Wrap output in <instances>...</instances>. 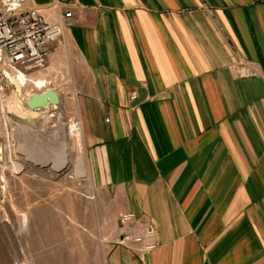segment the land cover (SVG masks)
<instances>
[{
    "label": "crops",
    "instance_id": "crops-1",
    "mask_svg": "<svg viewBox=\"0 0 264 264\" xmlns=\"http://www.w3.org/2000/svg\"><path fill=\"white\" fill-rule=\"evenodd\" d=\"M76 2L42 70L70 69L116 226L134 212L162 243L106 264H264V0Z\"/></svg>",
    "mask_w": 264,
    "mask_h": 264
},
{
    "label": "rangeland",
    "instance_id": "rangeland-1",
    "mask_svg": "<svg viewBox=\"0 0 264 264\" xmlns=\"http://www.w3.org/2000/svg\"><path fill=\"white\" fill-rule=\"evenodd\" d=\"M30 78L25 85L5 82L0 102V264H106L109 252L121 246L120 228L90 178L70 69L37 70ZM39 78L61 92L58 108L27 107L31 93L47 88L35 87ZM73 123L79 135L71 136ZM64 141L70 165L58 169L53 163Z\"/></svg>",
    "mask_w": 264,
    "mask_h": 264
},
{
    "label": "built area",
    "instance_id": "built-area-1",
    "mask_svg": "<svg viewBox=\"0 0 264 264\" xmlns=\"http://www.w3.org/2000/svg\"><path fill=\"white\" fill-rule=\"evenodd\" d=\"M76 0H52L40 6L32 0H0V102L6 98L5 82L29 81L30 75L45 66L51 44L74 18ZM55 9L52 17L46 11ZM241 77L260 75L254 61L241 60L234 65ZM137 97L133 92L131 98ZM2 106V105H1ZM137 219L134 212L121 214L118 227L122 231L116 243L139 252H152L162 243L157 228L145 223L141 228L130 229Z\"/></svg>",
    "mask_w": 264,
    "mask_h": 264
},
{
    "label": "bare ground",
    "instance_id": "bare-ground-1",
    "mask_svg": "<svg viewBox=\"0 0 264 264\" xmlns=\"http://www.w3.org/2000/svg\"><path fill=\"white\" fill-rule=\"evenodd\" d=\"M31 80V79H30ZM23 85H25L27 82L23 80L22 78ZM34 85L38 88H48V85L45 80H33ZM46 88V89H47ZM71 136L79 135V127L78 123H73L71 126ZM57 152V151H55ZM79 168L81 171L82 176L86 174L85 170V162L83 157H79ZM70 165V154H69V148L68 144L66 141L62 142L60 150L54 160L53 166L57 167L58 169H64Z\"/></svg>",
    "mask_w": 264,
    "mask_h": 264
},
{
    "label": "water",
    "instance_id": "water-1",
    "mask_svg": "<svg viewBox=\"0 0 264 264\" xmlns=\"http://www.w3.org/2000/svg\"><path fill=\"white\" fill-rule=\"evenodd\" d=\"M61 103L60 93L53 88L33 92L26 100V105L31 110H46L51 106L58 108Z\"/></svg>",
    "mask_w": 264,
    "mask_h": 264
}]
</instances>
